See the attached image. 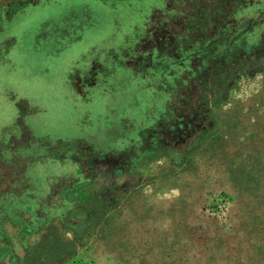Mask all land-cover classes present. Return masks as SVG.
<instances>
[{"label":"rangeland","instance_id":"rangeland-1","mask_svg":"<svg viewBox=\"0 0 264 264\" xmlns=\"http://www.w3.org/2000/svg\"><path fill=\"white\" fill-rule=\"evenodd\" d=\"M0 210V264H264V0H0Z\"/></svg>","mask_w":264,"mask_h":264},{"label":"crops","instance_id":"crops-1","mask_svg":"<svg viewBox=\"0 0 264 264\" xmlns=\"http://www.w3.org/2000/svg\"><path fill=\"white\" fill-rule=\"evenodd\" d=\"M17 173H18V176H17L16 178L20 179L21 177L19 178V174H21V173L18 172V171H17ZM10 177L13 178L14 176L12 175V176H10ZM12 178H10V180H14L15 182L12 181L11 183L8 182V184H3V185H1L3 188H6L5 190H6L7 192L11 191V190L14 189V188H17V187H15V186H13L14 183L17 184V186L20 185V184L18 183V181H17L18 179L15 180V179H16L15 177H14V179H12ZM22 179H23V178H22ZM23 180H24V182L30 184V181H31L30 178H29V179H25V178H24ZM19 181H20V180H19ZM22 184H25V183H22ZM2 187H1V188H2ZM19 188H20V187H19ZM1 214H2V212H1V210H0V215H1ZM12 224H13V226H16L15 223H12ZM12 224H11L10 221L7 220V218H6V219L4 218L3 220L0 219V229L3 231V233L0 231V237L3 236V234H5V236H6V235H9V234H7V233H8V231L10 230V226H11ZM17 227H20V226L18 225ZM21 232H22V230H18V232H17V233H18V234H17L18 239H19V237L21 236ZM10 234H12V233H10ZM5 236H4V237H5ZM8 243H10L9 240L6 241V243H2V246H3V244H4V247L7 248ZM1 250H2V249H1ZM2 259H3V258L1 257V258H0V262H1ZM5 262H6V258H4L3 263H5Z\"/></svg>","mask_w":264,"mask_h":264}]
</instances>
